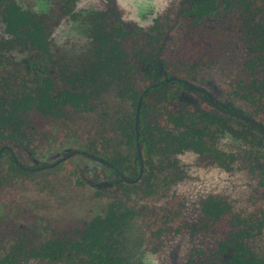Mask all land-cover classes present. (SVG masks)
Returning <instances> with one entry per match:
<instances>
[{"label":"flooded vegetation","instance_id":"obj_1","mask_svg":"<svg viewBox=\"0 0 264 264\" xmlns=\"http://www.w3.org/2000/svg\"><path fill=\"white\" fill-rule=\"evenodd\" d=\"M49 1L0 0V66H11V71L0 72V96L6 94L7 100L8 90L33 85L39 78L54 91H83L91 105L85 110L93 108L83 89L55 85L60 66L53 61L49 41L57 35L78 52L98 38L97 43L105 44L106 73L121 67L131 77L119 96L125 108L132 106L117 116V134L101 151L73 148L51 163L33 167L53 166L81 154L101 165L106 176L91 178L94 170L83 164L75 168L76 176L77 170H85L77 179L107 190L111 202L121 200L118 236L99 243L87 228L89 255L74 261L64 250L63 259L99 264L97 246H111L106 254L111 264H145L127 247L145 246L158 264H264V13L253 7L257 0ZM8 6L24 15L18 26L22 35L6 30L1 11ZM45 6L54 11L52 20L48 12L39 11ZM103 17L105 24L99 27ZM216 23L224 24L227 32L219 35ZM60 27H67L68 34L59 33ZM185 27L206 36V56L194 53L189 64L170 71L161 52L169 40L183 39L178 31ZM136 75L146 80L141 89ZM31 108L35 107L27 110ZM0 129V157L8 151L13 168L29 169L4 141L1 124ZM111 159L122 170L113 167ZM139 222L131 229L130 223ZM129 230L143 234L127 242ZM16 246L22 247V258L20 251L12 253ZM40 247L26 251L17 241L0 254V259L13 254L15 259L1 264H28L31 258L65 262L37 256Z\"/></svg>","mask_w":264,"mask_h":264},{"label":"rangeland","instance_id":"obj_2","mask_svg":"<svg viewBox=\"0 0 264 264\" xmlns=\"http://www.w3.org/2000/svg\"><path fill=\"white\" fill-rule=\"evenodd\" d=\"M254 2L253 7L259 9L258 13L262 15L263 2ZM51 9L45 6L39 11L48 12V19L52 20L54 11ZM217 23L218 34H225V25ZM103 24L104 17L99 27ZM67 31V27L58 28V32L64 36L68 34ZM178 32L184 33L183 39L179 42L169 40L161 52L164 64L170 71L189 64L194 53L206 56L203 46L206 36L198 34L195 28L189 30L185 27ZM60 38L57 35L55 40L51 38L49 41L53 61L60 66V71L55 75V85L58 88L83 89L93 101V108L90 111L65 106L60 110L48 111L31 108L17 117L6 115L2 120L4 141L10 144L21 164L29 169L13 168L8 151L0 157V254L17 241L26 251L57 241L64 246L66 258L80 260L90 252L87 244L91 236L86 232L89 221L96 216L109 214V202L113 199L109 192L98 191L86 181L78 180L75 175L76 166L85 164L89 165L88 169L94 170L89 175L91 178H105L101 165L76 154L55 161L53 166L33 168L51 163L73 148L101 151L110 136L117 134L113 132L117 116L132 106L130 104L125 108V101L119 96L120 87L131 77L121 67L109 69L106 73L102 57L106 52L103 41L97 43L96 38L86 51L78 52L70 45H63L64 39ZM7 65L0 66L1 73L11 71L10 64ZM136 79H139L137 87L141 89L146 80L137 75ZM113 148L111 146L108 152L111 153ZM55 153L59 155L54 156ZM139 224L130 223V227L136 228ZM139 234L143 232L137 230L131 233L129 230L127 242L133 243ZM79 242L81 245L75 246ZM127 247L131 256L135 255L147 264H158L145 246ZM28 260V264H48L36 258Z\"/></svg>","mask_w":264,"mask_h":264},{"label":"trees","instance_id":"obj_3","mask_svg":"<svg viewBox=\"0 0 264 264\" xmlns=\"http://www.w3.org/2000/svg\"><path fill=\"white\" fill-rule=\"evenodd\" d=\"M2 19L7 23L6 30L9 33L15 35H22V30L18 29V26L24 23V15L21 11L13 8L12 6H8L1 11ZM33 33L38 35V31H34ZM46 81V80H45ZM48 81L42 82L39 78H35L33 81V85L22 84L20 89H14L13 91L8 90L9 94L6 100V94L0 96V124L6 115H10L11 117H17L19 112H24L30 107H35L39 110H52L55 108L57 110L61 109V104H71L80 110H85L91 105L86 100V95L83 91L81 92H72L68 89L54 91L53 87L48 85ZM6 106H9L6 107ZM129 125L131 122L129 121ZM161 128L159 127V130ZM2 133L0 129V134ZM130 137V135H129ZM113 167L119 168L121 167L117 164L118 162L111 159ZM84 167L81 168V171ZM81 171H76L79 179L82 178ZM81 172V174H80ZM83 175V174H82ZM121 202L120 199H116L109 204V213L108 217H99L96 216L91 220V223L88 226L89 232H92L96 235V240L99 243H105L107 238H112L113 235L118 236L119 228L117 227V223L119 221L118 215V205ZM121 204V203H120ZM59 242H49L45 245L41 246L40 249L35 253L37 256L42 258H49L50 260H64L63 264H70L65 259H63V246H60ZM99 251L95 253V258L98 257L99 264H111L109 259H107L106 254L109 250H111V246H97ZM12 253L19 252L18 258H22V247L16 246L13 247ZM34 254V256H36ZM30 256V252L26 255V257ZM15 259L14 254L11 256H5L0 259V264L3 260L6 259Z\"/></svg>","mask_w":264,"mask_h":264}]
</instances>
